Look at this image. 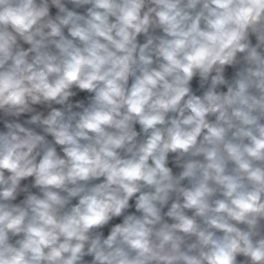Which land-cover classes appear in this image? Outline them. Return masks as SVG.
Masks as SVG:
<instances>
[{"label":"clouds","instance_id":"9594fccd","mask_svg":"<svg viewBox=\"0 0 264 264\" xmlns=\"http://www.w3.org/2000/svg\"><path fill=\"white\" fill-rule=\"evenodd\" d=\"M0 264H264V0H0Z\"/></svg>","mask_w":264,"mask_h":264}]
</instances>
